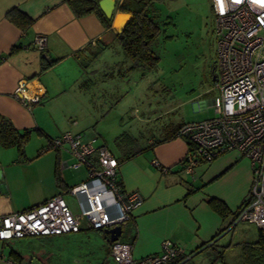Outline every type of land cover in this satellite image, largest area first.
I'll use <instances>...</instances> for the list:
<instances>
[{"label": "crops", "instance_id": "crops-1", "mask_svg": "<svg viewBox=\"0 0 264 264\" xmlns=\"http://www.w3.org/2000/svg\"><path fill=\"white\" fill-rule=\"evenodd\" d=\"M120 2L115 0L111 23L106 27L93 12L76 17L66 0H0V115L16 130L29 131L22 153L15 146L0 144V213L25 210L57 193L78 213V202L67 190L86 179V168H76L83 175L72 178L70 171L76 169L70 166L67 144L57 149L49 146L50 141L70 132L82 141L94 139V145L108 148L109 137L115 152L108 149L119 163L121 189L141 196L131 218L121 224L118 239L131 244L135 258L159 253L163 240L168 239L199 262L205 253L200 250L217 243L223 231L236 224L233 212L248 193L250 164L236 151H228L197 165L193 177L181 170L187 140L169 135L184 122L212 117L208 109L213 96L208 88L178 92L174 85L150 84L144 99L151 101L142 107L141 114L135 112L137 104H122L130 91L142 86L127 81L139 65L129 60L115 38L123 24L121 14L127 13L118 9ZM13 8L33 19L26 30L6 17ZM37 33L47 37L42 50L32 43ZM213 72L214 68L212 82ZM22 78L27 81L28 94L40 93L39 101L26 106L14 95ZM119 105L125 109L120 108L115 119L106 120L107 113ZM125 116L132 121H125ZM130 122L134 124L128 127ZM144 122L153 124L141 131L140 123ZM31 141L37 142L35 149ZM209 197L222 201L231 214L220 216L208 203ZM103 200L115 215L117 206L111 196L105 195ZM104 228L89 227L82 220L79 230L50 236L88 245L94 264H117L109 254L113 241ZM89 231L96 232L89 235ZM33 236L47 235L27 237ZM5 243L0 242V264H46L43 256L29 258L18 251L21 257L15 260L11 250L3 252ZM66 251L75 263L85 260L86 254L79 247Z\"/></svg>", "mask_w": 264, "mask_h": 264}, {"label": "built area", "instance_id": "built-area-1", "mask_svg": "<svg viewBox=\"0 0 264 264\" xmlns=\"http://www.w3.org/2000/svg\"><path fill=\"white\" fill-rule=\"evenodd\" d=\"M212 32L215 39L212 117L182 123L176 136L184 137L188 150L183 172L195 176V168L216 157L236 151L251 168L248 193L236 210L235 220H243L264 229V0H211ZM33 46L44 49L47 37L37 33ZM27 81L20 79L14 95L26 106L37 102L40 93H27ZM94 139L82 141L78 134L64 132L51 139L49 146L67 144L70 166L86 168V179L68 188L77 200L74 213L61 193L25 210L0 213V242L31 235L74 232L80 222L93 228L123 224L131 218L141 196L126 192L118 183L119 163L110 150L94 145ZM110 195L117 206L112 215L103 200ZM109 254L117 264H172L187 258L184 249L170 240L162 242L159 253L135 258L129 242L113 241ZM0 251V258L2 257Z\"/></svg>", "mask_w": 264, "mask_h": 264}, {"label": "rangeland", "instance_id": "rangeland-1", "mask_svg": "<svg viewBox=\"0 0 264 264\" xmlns=\"http://www.w3.org/2000/svg\"><path fill=\"white\" fill-rule=\"evenodd\" d=\"M154 8L152 15L160 26V32L151 47L158 56V60L151 69L139 66L136 72L129 74L127 81H136L142 87L139 90L130 91L122 103L126 106L137 104L135 112L138 114H141L144 110L142 107H146V104L151 101L144 99L145 88L150 84L171 88L174 85L178 92L186 89L188 91L190 88L194 90L208 88L212 96L216 92L214 88L210 89L213 84L211 74L215 59L211 0H159L154 4ZM120 108L125 109L119 105L118 109L110 110L106 120L112 117L115 119L114 114H117ZM212 108L214 109L213 105L208 109L209 116L215 114ZM124 118L125 121H132L127 116ZM108 124L112 125V123ZM133 124L128 123V127ZM140 124L142 125L140 130L144 131L143 127L153 123ZM135 126L137 127L136 123ZM106 143L108 148L115 152L112 138L107 137ZM30 145L35 149L37 142L31 141ZM70 173L74 178V175L77 177L83 175L81 169L70 171ZM93 232L96 231H89V235ZM257 232L258 228L255 224L243 220L226 228L217 242L219 245H227L224 253L225 264H241V245L244 242L254 241L257 238ZM6 242L3 252L15 250L26 253L29 258L43 256L46 264H94L96 261L95 258L90 257L88 245L80 241H63L47 235L12 238ZM88 242L92 243V240ZM70 247H79L83 253L85 252V260L75 263V258L72 259L66 251Z\"/></svg>", "mask_w": 264, "mask_h": 264}, {"label": "trees", "instance_id": "trees-1", "mask_svg": "<svg viewBox=\"0 0 264 264\" xmlns=\"http://www.w3.org/2000/svg\"><path fill=\"white\" fill-rule=\"evenodd\" d=\"M159 0H121L118 9L130 13L132 16L127 24L115 34L122 50L134 65L151 69L157 62L158 56L152 50V43L160 32V26L154 19L152 13L155 11L154 4ZM68 6L76 17L95 13L106 27L110 26L111 19L104 16L98 6V0H66ZM22 30H26L32 24L33 19L25 13L13 8L6 13ZM180 125L173 128L169 138L176 136V131ZM29 131L16 130L10 121L0 115V144L3 146H15L20 153L28 140ZM129 155L125 156V158ZM181 170L184 165V158L180 161ZM58 179V175H57ZM119 183V182H118ZM210 206L222 217L226 218L231 214L228 207L219 199L214 197L208 198ZM236 211L233 212V219ZM203 243L201 246H203ZM227 245H219L215 241L207 245L200 252L205 250L204 259L199 262L193 260L192 256L187 258H178L172 261V264H225L224 253ZM10 255L15 259H20V255L10 251ZM241 264H264V229H259L257 238L254 241L244 242L241 245Z\"/></svg>", "mask_w": 264, "mask_h": 264}, {"label": "water", "instance_id": "water-1", "mask_svg": "<svg viewBox=\"0 0 264 264\" xmlns=\"http://www.w3.org/2000/svg\"><path fill=\"white\" fill-rule=\"evenodd\" d=\"M98 6L104 16L108 19L112 18V14L115 9V0H98ZM123 18H122V26L120 27V30L127 24V22L131 18L130 13H123ZM104 232L109 234V238L111 241H115L119 238L121 232H122V226L121 224H114L110 227H105Z\"/></svg>", "mask_w": 264, "mask_h": 264}, {"label": "bare ground", "instance_id": "bare-ground-1", "mask_svg": "<svg viewBox=\"0 0 264 264\" xmlns=\"http://www.w3.org/2000/svg\"><path fill=\"white\" fill-rule=\"evenodd\" d=\"M123 16H124V15H123V14H121V17H122V18H123Z\"/></svg>", "mask_w": 264, "mask_h": 264}]
</instances>
